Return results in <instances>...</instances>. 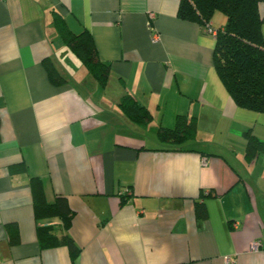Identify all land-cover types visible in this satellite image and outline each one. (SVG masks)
I'll return each instance as SVG.
<instances>
[{
  "label": "crops",
  "instance_id": "1",
  "mask_svg": "<svg viewBox=\"0 0 264 264\" xmlns=\"http://www.w3.org/2000/svg\"><path fill=\"white\" fill-rule=\"evenodd\" d=\"M65 30L91 37L103 83ZM214 45L178 0H0V264H264V150L247 147L264 142V112L235 104ZM126 93L150 121L123 111ZM178 114L196 118V150H155ZM32 177L47 202L66 198L74 259L40 245L39 224L64 230L35 219Z\"/></svg>",
  "mask_w": 264,
  "mask_h": 264
},
{
  "label": "trees",
  "instance_id": "2",
  "mask_svg": "<svg viewBox=\"0 0 264 264\" xmlns=\"http://www.w3.org/2000/svg\"><path fill=\"white\" fill-rule=\"evenodd\" d=\"M260 3H264V0H178V15L183 19L195 20L203 27L209 24L215 11H221L225 15L224 26L215 29L214 66L236 105L264 112V39L261 33L264 13L259 12ZM63 35L83 64L103 83L109 66L97 58L91 37L83 33L75 35L68 30H65ZM119 104L123 111L137 122H147L152 118L147 108L140 105L129 93L121 97ZM157 136L158 144L155 150L195 151L196 118L178 114L174 126L158 127ZM247 147L249 150H264V142L250 134ZM30 186L35 219L40 223L46 218L59 217L61 228L64 230L58 236L51 232L52 225L39 224L37 235L40 245H65L74 259L79 248L67 233L72 212L66 198L57 196L55 201L47 202L41 180L37 177L31 178ZM121 197L124 200L127 195ZM195 211L198 217L206 216L203 202L196 203ZM7 229L10 243H18L17 225L10 223Z\"/></svg>",
  "mask_w": 264,
  "mask_h": 264
},
{
  "label": "built area",
  "instance_id": "3",
  "mask_svg": "<svg viewBox=\"0 0 264 264\" xmlns=\"http://www.w3.org/2000/svg\"><path fill=\"white\" fill-rule=\"evenodd\" d=\"M150 15L153 17V14L150 13ZM204 29H205L206 32L210 33L212 36H215L216 31L209 24L206 27H204ZM154 38L157 39V36H155ZM259 246H260V241L259 240H255L251 244L252 250H257L259 248Z\"/></svg>",
  "mask_w": 264,
  "mask_h": 264
},
{
  "label": "rangeland",
  "instance_id": "4",
  "mask_svg": "<svg viewBox=\"0 0 264 264\" xmlns=\"http://www.w3.org/2000/svg\"><path fill=\"white\" fill-rule=\"evenodd\" d=\"M221 14V13H220Z\"/></svg>",
  "mask_w": 264,
  "mask_h": 264
}]
</instances>
